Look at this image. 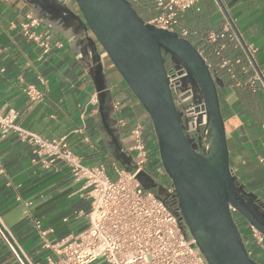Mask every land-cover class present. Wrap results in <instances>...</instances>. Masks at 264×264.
<instances>
[{
  "label": "crops",
  "instance_id": "crops-1",
  "mask_svg": "<svg viewBox=\"0 0 264 264\" xmlns=\"http://www.w3.org/2000/svg\"><path fill=\"white\" fill-rule=\"evenodd\" d=\"M219 1L245 39L257 48V61L264 69V0ZM133 4L147 22L157 14L153 0ZM199 7L200 11L189 10L181 25L191 33L188 40L216 66L219 59L203 38L222 29L223 16L214 0H204ZM32 10L27 0H0V109L17 111L20 126L46 140L66 139L86 166L104 165L111 178H115V166L127 171L134 165V155L128 152L133 145L131 130L142 125L150 155L147 171L160 167L155 129L140 102L128 91L110 85L107 99L112 97L114 104H120L114 118L108 119L110 127L119 128L113 139L102 122L99 104L91 103L98 92L83 61L87 48L81 42L71 45L69 33L54 29L53 44L61 41L63 48L54 47L43 56L20 27ZM226 54L235 55L231 45ZM39 77L47 81L46 86ZM220 77L224 88L218 93L232 168L247 190L264 201V162H260L264 161V94L235 87L224 71ZM28 85L47 93L46 99L32 108L23 94ZM120 119L126 122L125 127L118 125ZM34 158L31 146L17 135L2 138L0 133V224L30 263L47 264L54 251L45 242L55 245L85 231L91 198L89 189L74 180L66 165L44 168L33 163ZM0 264H19L1 235ZM94 264L107 263L99 260Z\"/></svg>",
  "mask_w": 264,
  "mask_h": 264
},
{
  "label": "water",
  "instance_id": "water-1",
  "mask_svg": "<svg viewBox=\"0 0 264 264\" xmlns=\"http://www.w3.org/2000/svg\"><path fill=\"white\" fill-rule=\"evenodd\" d=\"M27 1L50 33H69L71 45L81 42L97 52V77L92 80L102 122L113 139L119 128L108 124L115 115L114 101L107 99L111 84L128 91L148 113L161 165L176 191L182 229L207 262L258 264L248 255L230 206L263 235L260 217L264 214L250 204L244 187L236 182L218 93L224 82L207 57L188 39L146 22L130 0ZM164 54L171 56L176 69L184 68L193 77L204 100L206 124L199 143L186 133V119L174 100ZM114 147L118 153L120 149ZM137 179L145 190L165 197L164 185L148 182L145 173Z\"/></svg>",
  "mask_w": 264,
  "mask_h": 264
},
{
  "label": "built area",
  "instance_id": "built-area-1",
  "mask_svg": "<svg viewBox=\"0 0 264 264\" xmlns=\"http://www.w3.org/2000/svg\"><path fill=\"white\" fill-rule=\"evenodd\" d=\"M153 1L157 14L148 23L188 39L191 33L181 25V20L191 9L200 11L199 5L204 0ZM214 1L223 16L224 24L220 31L209 32L203 38L219 59L217 65L212 66L219 75L221 71L226 72L235 87H248L253 93L264 94V69L257 61V48L245 39L220 1ZM20 27L23 35L41 48L43 56L48 55L54 47L63 48L61 41L53 44L54 35L32 13L25 16ZM230 45L235 51L233 56L226 54ZM199 52L206 56L204 52ZM39 82L47 85L42 77H39ZM171 90L175 96L172 87ZM23 94L30 108L42 103L47 96L45 90L35 85L26 86ZM174 100L176 101L175 98ZM91 103L99 104L97 95L92 98ZM119 107V103L114 104V111H119ZM183 113L188 137L193 143H199L206 124L205 103L200 104L192 122H189L187 113ZM19 117L20 114L13 109L7 112L0 109L1 137L17 135L22 142L31 146L35 157L33 163L41 164L44 168L57 163L66 165L74 180L83 182L84 188L89 189L91 198L87 213L88 227L85 231L55 245L45 242V246L54 251V256L48 258L47 264H94L99 260L107 264H209L195 242L182 229L177 215L179 210L176 191L172 184L164 186L165 197H159L154 190H145L137 179L139 173H145L148 182L155 180L160 183L162 177H167L162 165L151 173L147 171L150 155L142 125L138 124L131 130L133 145L128 149L130 155H134L135 172L131 174L115 166V178H111L104 165L86 166L66 139L50 141L23 129L18 122ZM118 125L125 127L126 122L120 119ZM171 201L176 202V207ZM230 212L249 257L258 264H264V235L251 226L232 205ZM43 234L46 235L47 232ZM0 235L19 264H32L1 224Z\"/></svg>",
  "mask_w": 264,
  "mask_h": 264
},
{
  "label": "flooded vegetation",
  "instance_id": "flooded-vegetation-1",
  "mask_svg": "<svg viewBox=\"0 0 264 264\" xmlns=\"http://www.w3.org/2000/svg\"><path fill=\"white\" fill-rule=\"evenodd\" d=\"M67 4H70L65 0ZM87 54L83 55V61L86 64L90 74L93 77H97L96 71L98 63L94 60L97 52L90 51L88 47ZM165 66L170 78V86L174 90L176 99V104L178 109L181 112H186L188 115L189 122H192L198 113V109L201 103L204 102L200 94L198 85L195 80L188 72L184 69H176V65L172 62L171 56L169 54H164ZM113 115V114H112ZM238 184L244 187L246 193L248 194V200L250 204L257 206V209L261 211V214H264V201L257 195L252 192H249L244 184L239 180L236 181ZM168 200H170L168 198ZM171 203L176 207V202L171 201ZM260 221L264 224V218L260 217Z\"/></svg>",
  "mask_w": 264,
  "mask_h": 264
},
{
  "label": "rangeland",
  "instance_id": "rangeland-1",
  "mask_svg": "<svg viewBox=\"0 0 264 264\" xmlns=\"http://www.w3.org/2000/svg\"><path fill=\"white\" fill-rule=\"evenodd\" d=\"M135 169H136L135 165H133L132 167L127 169V172L132 174L135 172ZM166 179H168V177H164V178L162 177L159 184L164 185V186H169L171 184V182H170V180L167 182Z\"/></svg>",
  "mask_w": 264,
  "mask_h": 264
},
{
  "label": "trees",
  "instance_id": "trees-1",
  "mask_svg": "<svg viewBox=\"0 0 264 264\" xmlns=\"http://www.w3.org/2000/svg\"><path fill=\"white\" fill-rule=\"evenodd\" d=\"M132 4H133V2H132ZM133 7L136 9V11L138 12V14L146 21V18L143 16V15H141V13H140V11L136 8V6L133 4ZM147 22V21H146ZM211 63V62H210ZM169 180V179H168Z\"/></svg>",
  "mask_w": 264,
  "mask_h": 264
}]
</instances>
